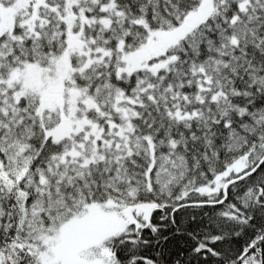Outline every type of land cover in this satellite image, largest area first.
Listing matches in <instances>:
<instances>
[{
	"label": "snow or ice",
	"instance_id": "snow-or-ice-1",
	"mask_svg": "<svg viewBox=\"0 0 264 264\" xmlns=\"http://www.w3.org/2000/svg\"><path fill=\"white\" fill-rule=\"evenodd\" d=\"M0 264H264V0H0Z\"/></svg>",
	"mask_w": 264,
	"mask_h": 264
}]
</instances>
